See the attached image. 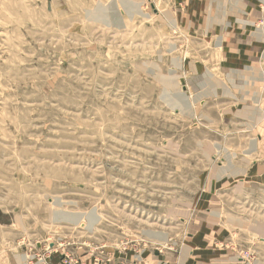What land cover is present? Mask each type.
Returning a JSON list of instances; mask_svg holds the SVG:
<instances>
[{
	"label": "rangeland",
	"instance_id": "rangeland-1",
	"mask_svg": "<svg viewBox=\"0 0 264 264\" xmlns=\"http://www.w3.org/2000/svg\"><path fill=\"white\" fill-rule=\"evenodd\" d=\"M241 2L0 0V264L180 259L195 230L206 262H263L264 0Z\"/></svg>",
	"mask_w": 264,
	"mask_h": 264
},
{
	"label": "crops",
	"instance_id": "crops-1",
	"mask_svg": "<svg viewBox=\"0 0 264 264\" xmlns=\"http://www.w3.org/2000/svg\"><path fill=\"white\" fill-rule=\"evenodd\" d=\"M243 1V0H239ZM237 0V2H239ZM244 2H241L244 4V7L241 8L243 10L244 8L246 9V13L248 15V21H256L259 18L263 20V14L262 10L260 8V0H244ZM239 5V3H238ZM240 6V5H239ZM263 7V4L261 5ZM262 15V16H261ZM252 19V20H251ZM196 234H190L188 239L190 240L189 246L191 248L196 247V248H201L199 251L196 250V252H189L186 255L182 256L180 259H174V257L167 256L165 259H159L157 256H150L147 261L144 262V264H230V258L227 257H219L216 258L214 256L210 261L206 262V257H205V250L204 248H210L206 242H208L201 234V232L198 230L196 231ZM264 236V232L262 233ZM259 245H264V240L261 242H258ZM255 244V246H259ZM190 254V255H189ZM219 255H222L219 253ZM210 256V255H209ZM55 255L52 256V259L54 260ZM228 261V263H227ZM136 264H141V263H136ZM261 264H264V256H263V262Z\"/></svg>",
	"mask_w": 264,
	"mask_h": 264
},
{
	"label": "bare ground",
	"instance_id": "bare-ground-1",
	"mask_svg": "<svg viewBox=\"0 0 264 264\" xmlns=\"http://www.w3.org/2000/svg\"><path fill=\"white\" fill-rule=\"evenodd\" d=\"M264 79V78H263ZM260 101V100H259Z\"/></svg>",
	"mask_w": 264,
	"mask_h": 264
}]
</instances>
